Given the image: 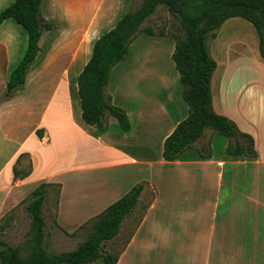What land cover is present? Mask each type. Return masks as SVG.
<instances>
[{
    "label": "crops",
    "instance_id": "crops-1",
    "mask_svg": "<svg viewBox=\"0 0 264 264\" xmlns=\"http://www.w3.org/2000/svg\"><path fill=\"white\" fill-rule=\"evenodd\" d=\"M218 37L211 39L216 42ZM215 42L208 47L216 62L210 81L212 109L252 137L255 157L230 155L228 138L205 128L178 159H163V140L188 108L180 100L169 102L182 110L172 118L169 104L157 100L161 111L146 115L127 93L125 102L116 101L115 96L123 95L115 85L107 95L126 112L131 128L120 131L112 116L114 120L102 132L86 124L76 92V77L82 68L73 83L68 77L74 55L68 65L66 58L60 75H39L33 82L40 85L33 93L43 91L46 96L34 100L38 96L30 92L25 80L22 88L0 102V149L11 148L0 161V219L40 182L59 183L53 223L71 233L141 183L137 205L127 217H132L148 188L153 191L152 199L115 264H264V94L258 89L264 84V61L258 38L247 27L241 37ZM16 114L33 117L23 136L18 134L22 124L14 119ZM163 120L168 121L162 128ZM37 128L42 129L40 137ZM204 135L206 151L194 146ZM152 145L158 147L157 155L131 151L133 147L145 151ZM200 153L205 157L199 158ZM23 155L28 157L30 171L15 177L13 167L20 174L26 170ZM14 220L11 217V223ZM121 229L122 225L113 239Z\"/></svg>",
    "mask_w": 264,
    "mask_h": 264
},
{
    "label": "trees",
    "instance_id": "trees-1",
    "mask_svg": "<svg viewBox=\"0 0 264 264\" xmlns=\"http://www.w3.org/2000/svg\"><path fill=\"white\" fill-rule=\"evenodd\" d=\"M41 0H13L0 10V24L13 19L27 34L25 50L19 61L11 68L5 83L3 98L12 96L25 82L26 73L39 50V39L44 30H51L53 24L40 14ZM158 5L164 6L179 23L180 33L175 38L171 59L181 83V98L188 106L187 115L178 121L164 138L161 156L171 161L190 147L205 128L214 130L226 138H233V145L226 151L232 156L255 157L252 137L238 130L234 121L216 113L211 106L210 81L216 62L210 55L207 39L214 37L213 30L226 19L241 17L251 23L257 38L260 57L264 61V0H142L133 10L124 12L108 30L95 38L90 55L76 77V92L83 121L99 131L107 128L106 114L116 120L120 131H128L131 123L126 112L111 103L105 95L110 71L115 63L122 60L132 39L139 32L154 34L149 26H142ZM42 129H35L38 137ZM239 138L244 139V143ZM202 153L199 158H204ZM30 171V162L21 174L13 167L14 176L24 177ZM56 187L57 201L59 183L40 182L28 194L25 210L29 217L25 254L18 246H12L1 238L6 228L0 222V264H115L120 251L103 249L104 241L112 240L120 231L124 219L135 209L143 189L141 183L132 185L118 199L108 204L91 220L87 236L75 248L60 252H49L45 247V219L43 204L48 189ZM147 205L143 206V211ZM143 213V212H142ZM142 215V214H141Z\"/></svg>",
    "mask_w": 264,
    "mask_h": 264
},
{
    "label": "rangeland",
    "instance_id": "rangeland-1",
    "mask_svg": "<svg viewBox=\"0 0 264 264\" xmlns=\"http://www.w3.org/2000/svg\"><path fill=\"white\" fill-rule=\"evenodd\" d=\"M12 1L0 0V10L8 6ZM141 1L41 0V17L52 23L53 28L51 30L43 29L38 42L39 50L35 60L31 63L26 73L25 80L30 92L33 93L32 90L34 88H39L40 85H34L39 75L45 76L49 74L51 77L58 72V75H60L62 65L65 63L66 58V64L68 65L69 59L76 55L74 64L71 67L68 66L69 82L73 83L75 73L82 68L89 57L93 40L110 28L124 12L135 9ZM146 25L150 27L154 34L148 35L144 32H139L135 35L128 46L125 57L112 67L107 81L108 87L106 86L104 89L105 95L110 94L111 89L117 86L118 89H121L122 92L120 91V94L123 96H115L116 101L119 103L125 102L128 97H126V100H123V98L129 95L130 99L137 102L139 107L143 108L144 112L146 111V115L153 110L161 111L159 100H162L165 106L169 102L174 103L176 100H180L188 108L186 102L180 97L183 86L178 82V73L171 59V52L175 41L173 34L180 33L178 20L164 6L158 5L156 10L143 21L142 26ZM245 27L253 30L255 38L257 37L249 21L241 17H231V19L213 30L215 37L218 35L219 37L216 42L209 37L207 39L208 47L211 48L214 42L215 44H222L228 40V37H241V32L245 30ZM26 39V31L13 19H6L0 24V42L2 43L0 46V87H2L0 102L9 99L3 98L5 83L9 71L17 64L24 53ZM44 66L46 67L44 68ZM236 84L237 82L233 84L232 89L235 88ZM258 89L261 94H264V84ZM16 91L13 93H16ZM42 92L33 93V95L38 96L34 100L37 101L41 99L40 96H46L47 93ZM25 93H28V91ZM260 101H262V98ZM174 106V104L167 106L172 118L182 114V110L180 109L181 112H179ZM14 119H19L22 124L19 128V136L25 135L33 117L28 119L25 115L16 114ZM112 120L114 119L109 114H106V124H109ZM167 121L163 120L159 123L162 124V128ZM162 128H159V132ZM207 129L212 130L210 128ZM110 130L117 129L112 127ZM219 136L224 138L223 135L219 134ZM205 138L206 136L204 135L194 146L196 148L202 147L204 149L203 151H206L207 149L204 148L206 147ZM239 140L242 143L245 142L244 139L239 138ZM233 143L234 139L228 138V145H233ZM157 149L158 147L156 145H152L151 148L145 151L136 147L131 148V151L136 155H142L144 153L157 155ZM10 151V147L3 146L0 149V161L7 157ZM213 152L217 153L218 149ZM21 160L22 166H26L28 157L23 155ZM55 191L56 187H50L48 189L46 202L43 204V216L46 231L45 247L47 251L57 253L75 248L89 233L92 226L91 220L95 215L83 222L73 232L65 233L62 229L55 227L53 223L56 209ZM152 194L153 191L149 188L145 191L132 217L124 219L119 237L104 241V250L118 252L122 249L127 236L141 217L143 206L147 205L152 199ZM25 199H28V194L20 201L15 210L6 213L0 219V222L5 221L7 224L1 238L12 246H18L22 254H25L28 250L26 247V232L29 226V217L25 210V202L23 201ZM11 217H14V223H11ZM93 264L101 263L97 261Z\"/></svg>",
    "mask_w": 264,
    "mask_h": 264
}]
</instances>
